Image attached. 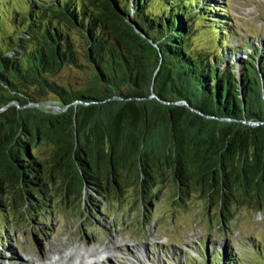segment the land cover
Listing matches in <instances>:
<instances>
[{"label":"trees","instance_id":"1","mask_svg":"<svg viewBox=\"0 0 264 264\" xmlns=\"http://www.w3.org/2000/svg\"><path fill=\"white\" fill-rule=\"evenodd\" d=\"M4 6L0 214L21 201L30 222L46 218L49 177L66 198H84L85 186L97 193L88 200L97 222L94 203L110 202V182L117 191L125 174L140 171L146 193L153 167L172 171L179 194L198 185L220 197L223 210L235 192L264 200L263 40L247 36L250 52L229 61L234 30L222 0H133V10L130 0H54L28 2L25 14ZM128 15L150 44L124 23ZM63 68L84 75L80 88L57 80ZM37 94L64 110H43ZM204 255L207 264H235L228 248Z\"/></svg>","mask_w":264,"mask_h":264},{"label":"rangeland","instance_id":"2","mask_svg":"<svg viewBox=\"0 0 264 264\" xmlns=\"http://www.w3.org/2000/svg\"><path fill=\"white\" fill-rule=\"evenodd\" d=\"M0 1L8 11L15 7L24 14L28 2L44 6L54 2ZM223 4L234 30L229 42L236 48L228 56L229 61L237 63L250 52L241 44L248 35L255 37V44L263 40L260 45L264 49V0H224ZM3 25L7 26V21ZM76 39L79 48L82 40ZM84 78L81 72L66 68L57 76V80L73 89L80 88ZM38 98L41 104L48 105L40 107L43 110L61 111L54 106L58 103L53 96L38 95ZM48 148L39 146L44 159L48 158ZM139 172L125 174L117 191L108 181L110 202L94 203L97 205L94 210L102 216L97 222L90 216L93 207L88 201L99 200L97 193L85 186L84 198L74 195L66 198L48 177L52 198L49 209L42 206L48 212L46 218L30 222L18 209L21 201L15 210L0 214V264H30L32 260L53 259L59 252L71 254L69 261L64 257L60 260L67 264H207L204 255L207 249L209 254L216 255L226 248L232 252L235 264H264V256L256 249L264 251L262 198L259 202L235 192L227 210H223L220 197H211L210 192H202L198 185L179 194L181 187L166 167L152 168V179L147 180L143 193ZM98 224L101 229L94 232L93 226ZM111 248L118 253L108 251Z\"/></svg>","mask_w":264,"mask_h":264},{"label":"water","instance_id":"3","mask_svg":"<svg viewBox=\"0 0 264 264\" xmlns=\"http://www.w3.org/2000/svg\"><path fill=\"white\" fill-rule=\"evenodd\" d=\"M132 1L133 0H130V6H131V9H132ZM133 10V9H132ZM121 19V18H120ZM124 23L126 24V25H128L129 27H130V29L132 30V32L134 33V35H135V37H137L138 39H139V37H141L142 39H144V40H146L147 42H149V44H150V41L149 40H147L148 38H147V36L144 34V33H142L135 25H134V23L132 22V20H131V17L128 15V17H125L124 18ZM149 98H156L157 100H159L160 102H162L163 104H167V105H174V106H178V107H183V108H187L189 111H191V112H194V113H197V114H199V115H201L202 116V114L199 112V111H197L196 109H194V108H192L187 102H185V101H174V102H165V101H162L161 99H159L155 94H151L150 96H149ZM38 107H42V108H46V106H48V105H46V104H41V103H37L36 104ZM57 109H59V110H64V108H62V107H60V106H58V105H54ZM60 112V111H59ZM206 118H210L209 116H205ZM247 124H249V125H251V126H257V125H259V123L257 124V123H254V122H247Z\"/></svg>","mask_w":264,"mask_h":264},{"label":"bare ground","instance_id":"4","mask_svg":"<svg viewBox=\"0 0 264 264\" xmlns=\"http://www.w3.org/2000/svg\"><path fill=\"white\" fill-rule=\"evenodd\" d=\"M108 251L118 253V251H116L115 248H111ZM70 255L71 254H69V253H67V254H60V252H59V253L56 254V256L53 259H46V260H43V261H39V260L33 261L32 260V261H30V264H67V262H61L60 260H61L62 257H64L67 261H69ZM88 256H90V255H88ZM101 256H103L104 258H106V255H104V254L101 255ZM78 257H82V254L79 255ZM74 264H81V263H77L76 262Z\"/></svg>","mask_w":264,"mask_h":264}]
</instances>
